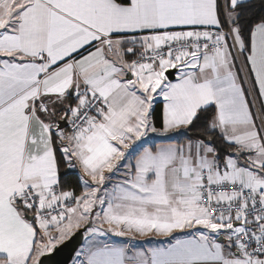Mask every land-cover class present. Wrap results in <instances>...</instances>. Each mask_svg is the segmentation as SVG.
Wrapping results in <instances>:
<instances>
[{
	"label": "snow or ice",
	"instance_id": "1",
	"mask_svg": "<svg viewBox=\"0 0 264 264\" xmlns=\"http://www.w3.org/2000/svg\"><path fill=\"white\" fill-rule=\"evenodd\" d=\"M81 230L75 264H264V0H0V264Z\"/></svg>",
	"mask_w": 264,
	"mask_h": 264
},
{
	"label": "crops",
	"instance_id": "2",
	"mask_svg": "<svg viewBox=\"0 0 264 264\" xmlns=\"http://www.w3.org/2000/svg\"><path fill=\"white\" fill-rule=\"evenodd\" d=\"M176 75L177 73L175 74V79H176ZM175 79L172 81V82H175ZM161 103V107H162V101L160 102ZM179 136H173L172 140H168L167 138H162V137H157L155 136L154 134L152 135H149L147 139L148 143H144V141H137L135 144H133L128 152H127V160L125 161V163L127 162H134V158L135 156L139 153L140 150H142V147H148V146H152L154 144H157V143H161V142H175L176 140H178ZM124 169L121 168V172H123ZM113 182H115V179L113 180ZM81 191H82V188H81ZM183 234H177L176 236H182ZM109 237H111V239H119V237H115V236H112L111 234H108L107 236L105 237H100L101 240H105V239H110ZM120 238H123V241H129L128 238L129 237H120ZM142 239V237H137V239ZM138 240V242H135L136 245H131L130 242H123V244H118V243H114L113 245L115 246H119V247H128V248H135V249H146V248H149V247H161V246H165L166 243L171 240L172 238L171 237H168V238H164V239H159V240H154L152 243L150 242H146L147 240ZM118 240H116L117 242ZM112 244V243H110Z\"/></svg>",
	"mask_w": 264,
	"mask_h": 264
},
{
	"label": "water",
	"instance_id": "3",
	"mask_svg": "<svg viewBox=\"0 0 264 264\" xmlns=\"http://www.w3.org/2000/svg\"><path fill=\"white\" fill-rule=\"evenodd\" d=\"M175 74V70H171L168 74L171 81L175 79ZM83 239V230L75 233L69 240L60 245L54 253L44 257V264H70L75 256V252L82 245Z\"/></svg>",
	"mask_w": 264,
	"mask_h": 264
},
{
	"label": "rangeland",
	"instance_id": "4",
	"mask_svg": "<svg viewBox=\"0 0 264 264\" xmlns=\"http://www.w3.org/2000/svg\"><path fill=\"white\" fill-rule=\"evenodd\" d=\"M150 135H152V134H150ZM177 234H180V233H174L173 235L174 236H176ZM110 239H105L104 241H106V242H108V243H112V244H114V243H118V244H123V242H130L131 243V245H136L135 244V242H138V240L140 239H137V237H135V238H128V240L129 241H123V238H120L119 237V239H111V237H109ZM165 237H156V236H148V237H142V239H140V240H147L146 242H150V243H152L154 240H159V239H164ZM98 240H101L100 239V237H98L97 238ZM116 240H118L117 242H116ZM103 241V240H102ZM87 243V241L85 240V239H83V243H82V245L80 246V248L84 245V244H86ZM79 248V249H80ZM78 249V250H79ZM75 257V256H74ZM70 264H75V260H74V258H73V260H72V262L70 263Z\"/></svg>",
	"mask_w": 264,
	"mask_h": 264
},
{
	"label": "trees",
	"instance_id": "5",
	"mask_svg": "<svg viewBox=\"0 0 264 264\" xmlns=\"http://www.w3.org/2000/svg\"><path fill=\"white\" fill-rule=\"evenodd\" d=\"M160 107H161V103H160V106L157 108V111L160 110ZM178 140H179L180 142H183V138L180 137V136H179ZM80 192H81V187H80V186H77V187H76V193H77V194H80Z\"/></svg>",
	"mask_w": 264,
	"mask_h": 264
}]
</instances>
